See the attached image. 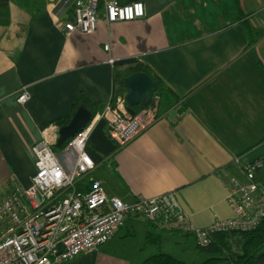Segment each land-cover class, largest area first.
<instances>
[{
    "label": "crops",
    "instance_id": "0c3cea01",
    "mask_svg": "<svg viewBox=\"0 0 264 264\" xmlns=\"http://www.w3.org/2000/svg\"><path fill=\"white\" fill-rule=\"evenodd\" d=\"M75 1L45 0L32 13L11 3L9 25L0 24V186L28 187L36 173L31 149L43 131L69 116L80 95L100 114L112 101L115 69L142 64L183 104H162L158 117L122 147L97 119L88 141L97 164L92 177L126 202L175 192L199 229L233 218L226 184L240 177L234 159L242 165L264 159V37L248 34L233 0H138L145 18L102 19L92 35L67 36L56 24L71 18ZM241 4L252 27L264 29L254 22L264 0ZM23 88L29 99L20 104ZM259 180L264 186V169ZM153 230L131 216L114 237L142 233L132 259L112 256L115 244L106 243L60 264H143L158 252L176 256L163 247L169 241L187 254L191 238L197 248L193 236L179 232L172 233L187 242L166 232L159 246H147Z\"/></svg>",
    "mask_w": 264,
    "mask_h": 264
},
{
    "label": "built area",
    "instance_id": "2783aa9c",
    "mask_svg": "<svg viewBox=\"0 0 264 264\" xmlns=\"http://www.w3.org/2000/svg\"><path fill=\"white\" fill-rule=\"evenodd\" d=\"M145 17V5L138 0H76L71 18L59 20L56 26L67 36L92 35L102 19L114 24ZM114 63L111 59L110 64ZM28 99L29 92L23 88L18 102L25 104ZM155 111L150 105L133 114L126 99L111 101L82 132L66 142L62 154L55 150L60 127L46 128L41 141L31 149L36 161L31 184L11 189L0 186V264L70 262L108 243L131 216L142 217L166 232L191 235L200 246L208 245L215 234L257 230L264 222V186L259 180L264 159L246 165L234 159L240 177L230 176L226 184L234 217L217 220L206 229L192 224L175 192L126 202L110 197L92 177L97 164L88 153V141L95 121L103 120L108 137L122 147L156 119Z\"/></svg>",
    "mask_w": 264,
    "mask_h": 264
},
{
    "label": "trees",
    "instance_id": "16d2710c",
    "mask_svg": "<svg viewBox=\"0 0 264 264\" xmlns=\"http://www.w3.org/2000/svg\"><path fill=\"white\" fill-rule=\"evenodd\" d=\"M137 0H125V3H131ZM238 9V20L241 21L246 29L248 34L257 35V39L264 37V29L253 28L249 22V16L244 13L242 9L241 0H233ZM14 3L25 9L26 11L32 13L41 7L44 6L45 0H0V24L9 25L10 22V4ZM254 40L253 42H256ZM136 72H144L152 77L154 80L157 90L154 95V98L150 105L154 103L155 98H159L160 106L162 104L167 105V107L181 106V98L167 86L160 78L157 76L148 66H143L142 64H134L128 66L124 69H115L114 72V95L112 102H116L118 98L126 99V90H125V79ZM86 105L89 109L92 110L94 118L97 116L98 109L89 102L85 95H80L76 98L73 106L72 113L64 118L56 120V125L59 127L66 126L69 124L71 118L77 111V109ZM149 105V106H150ZM147 106V107H149ZM129 108V105L127 104ZM146 107L136 106L132 110L137 114L140 110ZM181 111V110H180ZM93 118V119H94ZM57 150V147H55ZM153 227V231H149L146 234V245L147 246H159L162 241V236L166 231L160 230ZM158 230V231H157ZM171 233V232H168ZM235 237H241L242 245L241 250H236L232 245V240ZM197 250L200 252H206L212 254L213 257L205 259L201 264H259L258 256L261 252L264 251V222L263 224L255 231L250 233H220L215 234L211 237L210 243L206 246H200L197 244ZM262 263L264 264V256L262 257ZM143 264H196V263H187L176 257L164 253L158 252L156 254L150 255L147 257Z\"/></svg>",
    "mask_w": 264,
    "mask_h": 264
},
{
    "label": "water",
    "instance_id": "95a60500",
    "mask_svg": "<svg viewBox=\"0 0 264 264\" xmlns=\"http://www.w3.org/2000/svg\"><path fill=\"white\" fill-rule=\"evenodd\" d=\"M126 102L129 105V111L135 113L132 108L136 106L147 107L151 104L157 87L150 75L144 72H136L125 79ZM93 112L85 105L80 106L69 124L59 128V137L56 147L62 149L66 142L82 132L93 120ZM264 251L258 256L259 264L262 263Z\"/></svg>",
    "mask_w": 264,
    "mask_h": 264
},
{
    "label": "rangeland",
    "instance_id": "374dc122",
    "mask_svg": "<svg viewBox=\"0 0 264 264\" xmlns=\"http://www.w3.org/2000/svg\"><path fill=\"white\" fill-rule=\"evenodd\" d=\"M255 16H257V20L256 18L254 19V22L257 23L258 25L261 26V28H264V4L262 6V9L260 10L259 8H257L256 12H255ZM160 99L157 97L154 100V103L152 104V108L156 109V118L158 117V115L160 114V104H159ZM145 109V108H144ZM144 109L140 110L137 114H140L141 112L144 111ZM145 116L148 118L147 113L145 114ZM56 152L58 154H62L63 150L57 148ZM172 234H174L173 236H178L180 237L183 242H187L186 238L181 237V234L179 233H169V234H165L166 236H169ZM135 233L131 232L130 236H126L125 234L123 235H119L117 237H113L107 244H115V248H112L111 250V254L112 256H115L117 258L120 259H125V260H129L133 258V253L135 252V247L137 245L142 244V233L138 232L136 233V237L134 236ZM174 241H169L166 244L163 245V247L165 249H167V251H170V253H174L176 256L174 257H178L177 259H182V261H185L187 263H196V264H201L205 259H208L210 257H213L212 254L206 253V252H200L199 250H197L196 248V244L194 242V239L191 238L190 239V246L189 248L191 249L189 252H187V254H183L181 252L180 249H178V246H176L175 244H173ZM242 239L241 237H235L232 240V245L233 247L240 251L241 250V245H242ZM195 249V251H192V247ZM149 250V249H148Z\"/></svg>",
    "mask_w": 264,
    "mask_h": 264
}]
</instances>
